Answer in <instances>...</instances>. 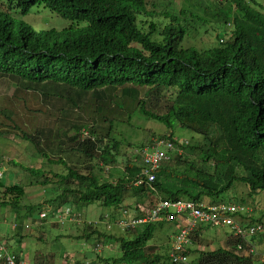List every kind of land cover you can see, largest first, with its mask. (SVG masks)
I'll return each mask as SVG.
<instances>
[{
  "label": "trees",
  "instance_id": "1",
  "mask_svg": "<svg viewBox=\"0 0 264 264\" xmlns=\"http://www.w3.org/2000/svg\"><path fill=\"white\" fill-rule=\"evenodd\" d=\"M37 5L70 25L38 29L18 17ZM155 5L149 0H0V79L14 85L10 93H0V134L19 136L41 158L62 166L60 172L21 168L36 185L54 190L51 201L58 206L96 201L116 213L123 201L133 198L128 206L133 204L135 216H142L158 199L232 203L224 194L234 183L244 184L250 196L264 191L263 5L255 0H212L211 5L198 0L183 6L182 22L188 15L205 32L211 27L217 39L216 45L200 48L184 46L191 26L174 15L169 14L172 22L160 31L148 21L145 31L139 16L155 13ZM50 98L66 103L59 111L67 116L62 130L55 125L59 112L42 109L40 101ZM70 108L84 119L71 120L76 113ZM135 113L167 128L177 123L194 134L184 145L171 132L159 137L176 149L151 170V181L141 174V153L126 157L116 139L118 124L132 126ZM70 131V142L64 143ZM151 146L141 143L139 148ZM117 166L122 173L107 178ZM24 195L23 185L1 177L0 206H17ZM163 223L104 234L117 247L118 257L103 251L64 263L110 264L113 259V264H165L162 253L147 252L156 226ZM248 224L261 227L251 239L263 238L260 219H248ZM94 226L85 225L86 238L95 233ZM251 245L248 238L229 233L224 246L205 251L198 238L186 262L173 264H254Z\"/></svg>",
  "mask_w": 264,
  "mask_h": 264
},
{
  "label": "rangeland",
  "instance_id": "2",
  "mask_svg": "<svg viewBox=\"0 0 264 264\" xmlns=\"http://www.w3.org/2000/svg\"><path fill=\"white\" fill-rule=\"evenodd\" d=\"M156 3L154 9L155 13L152 15L142 14L139 16L140 24L145 31H148V21H153L157 27V31H160L163 25L171 23V16L174 15L180 19L181 24L189 23L191 28L188 30L184 39V46H196L198 48L207 45H216L217 39L212 32L211 27L205 32V28H199L197 22H190L189 16L187 22H182L184 16L179 13L183 6L188 3L196 5L198 0H149ZM206 5H211L212 0H201ZM257 3L262 4L264 8V0H255ZM148 10L151 7L148 5ZM25 22L34 25L38 29H56L61 30L70 25V21L63 19L51 12L49 9L43 6H35L31 11L25 15L20 16ZM228 31V28H226ZM229 33V32H227ZM13 83L5 79H0V93H10L13 89ZM49 101L41 100L45 111L59 112L66 106L64 101L58 99H48ZM47 106V108H45ZM74 114L71 120H83L84 116L77 113L76 110L70 108ZM63 111L58 113V119L56 127L59 130L65 128V125L60 126L64 122V118L67 116L61 115ZM73 114V115H74ZM51 115V114H50ZM50 117H53L51 115ZM86 121V120H85ZM133 125L124 122L122 125L116 127V139L122 143L121 151L126 154V157L134 159L137 154L142 155L143 150L139 148L141 143H145V147H149L154 143L158 144L162 141H170L163 138L159 140V137L171 132L175 139L184 144L190 143L194 134L187 128L181 127L179 124L174 123L173 127L167 128L163 124L151 120L147 117L135 113L132 115ZM55 128L57 133V129ZM73 132L66 133L62 138L64 143H69L66 138ZM156 138H152V135ZM158 137V138H157ZM66 139V140H65ZM193 139V138H192ZM68 141V142H67ZM160 149H164L162 145H159ZM146 149V148H145ZM176 149L173 147L172 150ZM166 150L167 158L168 152ZM182 152V150H181ZM191 155V153L189 152ZM64 155V154H61ZM41 154L36 152L35 146L30 142L22 140L19 136L0 134V171H2V179L4 182L11 183L17 182L24 186L25 195L19 201L17 206H0V240L5 241L9 250H20L24 248V255L20 256L32 263V257L36 253L41 254H53L55 255V264L60 258H69L68 260H82L84 256L91 258L95 252L115 255L117 247L114 246L111 241H107L104 234L115 233L120 231L118 225L120 220L131 221L136 213L133 204L128 206L129 203L134 202L133 198H127L128 201H123L119 206L118 211L115 213L114 207L102 205L100 202L91 203H77L75 206H58L53 201L56 193L49 188L41 187L34 183V178L27 171L25 172L21 168H38L42 167L44 170H53L60 172L62 166L48 162L47 159L41 158ZM143 158V157H142ZM11 161L17 162L18 165H12ZM143 170V169H142ZM122 173V167L117 166L111 174H105V176L111 180L116 179L119 174ZM140 173V172H139ZM142 174V171H141ZM144 174H142L143 176ZM145 176V175H144ZM0 177V179H1ZM148 180V177L145 176ZM150 181V180H148ZM159 200V199H158ZM186 200V199H183ZM224 200H229L232 203L242 207L241 215L234 217V222L249 226L248 219L258 220L263 225L264 235V191H260L253 196L248 194V189L244 184L234 183L232 189L224 194ZM209 203V202H206ZM32 206L34 209L32 212H28V208ZM69 209L71 213L69 214ZM45 211L46 216L38 218L37 214L40 211ZM77 217L71 220L70 217ZM89 222L94 223L95 233L86 238L83 235L84 227ZM257 222V221H256ZM133 227L128 226L127 229ZM201 229L197 234L196 232ZM176 232L175 224L163 223L162 226H156L153 237L148 241L147 252H160L167 259L165 264H173L170 262L169 253L171 250V244L173 241V235ZM192 235V242L187 247L186 251L197 247L198 238L201 240V249L208 251L222 247L225 244L228 229L225 226L209 227L200 226ZM195 236V237H194ZM39 237V238H38ZM254 243L256 252H252L254 264H264V258L261 257L264 254V238L259 235L248 237ZM94 246H96L94 248ZM15 253V251H13ZM119 256V252L116 257ZM113 257V256H112ZM61 263V262H60ZM110 264H113V259H110ZM61 264H64L62 261Z\"/></svg>",
  "mask_w": 264,
  "mask_h": 264
},
{
  "label": "built area",
  "instance_id": "3",
  "mask_svg": "<svg viewBox=\"0 0 264 264\" xmlns=\"http://www.w3.org/2000/svg\"><path fill=\"white\" fill-rule=\"evenodd\" d=\"M163 145L164 149H159V145ZM173 149V143L170 141H162L158 144L152 145L150 148L143 150L142 157L144 168L142 174L148 177V180L153 179L151 170L158 168L162 160L167 159L166 150ZM2 171H0V177ZM242 207L229 203L220 202L218 204L195 203L189 200L175 199V200H157L153 207L149 209L142 216H134L131 221L120 220L118 225L121 229H127L128 226L134 227L140 223H147L151 221H163L175 223L176 232L173 235L169 259L171 263L186 262L187 260V247L192 242V235L195 234L198 227L203 225H210L211 227L225 226L228 232L242 238H248L258 231L260 226L243 227L241 224L234 222L235 214L241 212ZM69 209V214L71 213ZM46 216V212L40 211L38 218ZM238 216V215H237ZM77 217L71 216L70 219L74 220ZM241 246L238 245V248ZM256 252L251 245L248 253ZM264 258V254L261 255ZM0 263L2 264H34L30 263L23 258H17L15 253L8 250L5 241L0 240ZM65 264V263H64ZM81 264H93L85 262Z\"/></svg>",
  "mask_w": 264,
  "mask_h": 264
},
{
  "label": "crops",
  "instance_id": "4",
  "mask_svg": "<svg viewBox=\"0 0 264 264\" xmlns=\"http://www.w3.org/2000/svg\"><path fill=\"white\" fill-rule=\"evenodd\" d=\"M114 169H116V168H114ZM114 171V170H113ZM113 171H111V172H113ZM111 174V173H110ZM175 224V223H174ZM263 238H264V236H263ZM12 250L13 251H15V253H17V254H21V255H24V252H25V250H24V248L22 249V248H20V250H14L13 248H12ZM53 258H55V255H54V253L53 254H49V255H46V254H41V253H36V254H34L33 255V257H32V262L34 261H44V262H52V263H54L55 264V260L53 259ZM69 258H60L59 260H58V262L56 263V264H58V263H62V261H70V260H68Z\"/></svg>",
  "mask_w": 264,
  "mask_h": 264
}]
</instances>
